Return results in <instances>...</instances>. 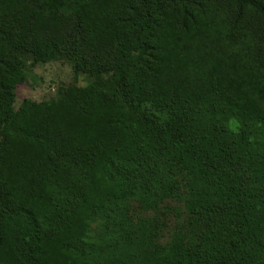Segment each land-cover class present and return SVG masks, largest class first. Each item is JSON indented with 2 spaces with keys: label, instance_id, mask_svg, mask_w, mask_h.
<instances>
[{
  "label": "trees",
  "instance_id": "trees-1",
  "mask_svg": "<svg viewBox=\"0 0 264 264\" xmlns=\"http://www.w3.org/2000/svg\"><path fill=\"white\" fill-rule=\"evenodd\" d=\"M51 61L75 83L16 110L25 67ZM202 108L233 118V141L200 134ZM259 126L264 0H0V264H89L91 219L129 203L117 176L150 159L194 169V206L125 227L104 264H264Z\"/></svg>",
  "mask_w": 264,
  "mask_h": 264
},
{
  "label": "rangeland",
  "instance_id": "rangeland-1",
  "mask_svg": "<svg viewBox=\"0 0 264 264\" xmlns=\"http://www.w3.org/2000/svg\"><path fill=\"white\" fill-rule=\"evenodd\" d=\"M24 75L25 78L18 85L15 93L14 106L19 111L31 103L38 104L57 99L62 90L64 91L69 85L75 83L73 68L64 61H51L45 64L29 62L24 69ZM77 84L81 87L87 86V82L83 78H79ZM107 91L115 92V89L107 87ZM192 115L190 117L200 121V134L207 139L233 141L231 138L233 132L224 133L220 127L221 125L229 127L232 117L220 113L211 115L209 108L196 109ZM225 119H227L226 122ZM211 120H214V123ZM240 124H243L242 121ZM244 128L249 129L251 127ZM252 130L250 142L252 143L254 140L255 144L257 139L264 137V126L254 127ZM12 133L11 129L5 131V134L10 135ZM256 135H259V138ZM143 136L139 137L140 142ZM240 143L241 141L235 140L233 147H238ZM242 144L244 146L242 152L245 153V144L243 142ZM148 162L151 165L144 166V169L137 167L134 170H129L128 176H117L118 181L129 183L135 192L129 203H115L116 205L109 206L106 211L91 219L92 223L89 226L86 239V246L91 247V255L88 257L89 264H104L106 260H113L114 256L125 249L122 241L125 235V227L132 231L133 228H140L144 221L150 222L155 227L159 223L158 221H169L167 218L169 213L172 210H180L185 205L184 201L189 200L194 206L196 192L199 191L198 186L191 187L190 178L195 173L194 169L188 170L185 166H178L175 163L173 166H169L166 159L157 164L152 159ZM119 171L123 172L124 170L122 171L120 168ZM251 176L252 174L248 170L240 175L244 185L253 189L254 185L249 181ZM168 179L171 181V191L164 187V183ZM252 202L256 205L255 209L264 207V189L256 192ZM128 204L129 207H135L136 212L129 214L127 211ZM262 216H264V211L257 213L258 218Z\"/></svg>",
  "mask_w": 264,
  "mask_h": 264
}]
</instances>
